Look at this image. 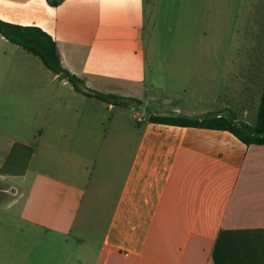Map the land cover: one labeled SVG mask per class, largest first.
<instances>
[{"label":"crops","instance_id":"crops-1","mask_svg":"<svg viewBox=\"0 0 264 264\" xmlns=\"http://www.w3.org/2000/svg\"><path fill=\"white\" fill-rule=\"evenodd\" d=\"M29 1L0 18L41 27L84 92L119 99L0 36V211L25 230L0 235V264H264V146L151 123L183 114L134 93L146 0Z\"/></svg>","mask_w":264,"mask_h":264},{"label":"rangeland","instance_id":"rangeland-1","mask_svg":"<svg viewBox=\"0 0 264 264\" xmlns=\"http://www.w3.org/2000/svg\"><path fill=\"white\" fill-rule=\"evenodd\" d=\"M149 1L142 29L147 92L136 96L147 93L154 111L200 118L234 113L254 123L264 84V0ZM150 79L161 90L150 89ZM135 109L142 112L127 111ZM4 218L0 211V235L12 231L6 238L23 239V226Z\"/></svg>","mask_w":264,"mask_h":264},{"label":"trees","instance_id":"trees-1","mask_svg":"<svg viewBox=\"0 0 264 264\" xmlns=\"http://www.w3.org/2000/svg\"><path fill=\"white\" fill-rule=\"evenodd\" d=\"M50 3V2H49ZM50 5L56 6L50 3ZM0 36L11 44L37 56L54 74L67 79L73 89L103 101L119 99L96 91L81 89L83 81L66 70L61 63L55 38L37 25H21L0 18ZM121 107H124L121 105ZM151 123L165 124L184 128L227 131L246 146H264V84L254 123L239 121L234 113L222 115L221 112L207 118L185 116H151Z\"/></svg>","mask_w":264,"mask_h":264}]
</instances>
